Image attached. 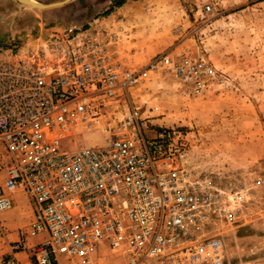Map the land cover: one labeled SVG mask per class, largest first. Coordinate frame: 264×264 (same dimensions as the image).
Segmentation results:
<instances>
[{
  "label": "built area",
  "instance_id": "obj_1",
  "mask_svg": "<svg viewBox=\"0 0 264 264\" xmlns=\"http://www.w3.org/2000/svg\"><path fill=\"white\" fill-rule=\"evenodd\" d=\"M121 32L49 28L0 42V216L19 196L32 210L3 264H24L21 251L36 264H93L102 248L129 264H252L229 259L216 230L237 222L242 190L223 200L189 171L180 131L147 138L132 96L153 74L204 94L215 70L187 53L133 70L112 49Z\"/></svg>",
  "mask_w": 264,
  "mask_h": 264
},
{
  "label": "rangeland",
  "instance_id": "obj_2",
  "mask_svg": "<svg viewBox=\"0 0 264 264\" xmlns=\"http://www.w3.org/2000/svg\"><path fill=\"white\" fill-rule=\"evenodd\" d=\"M101 1L70 0L40 9L0 0V42L49 28L121 26L118 60L133 70L162 53L175 59L187 53L207 60L215 78L204 94L191 93L172 74H153L132 89V96L146 118L147 138L165 129L180 131L189 171L211 180L223 200L242 190L246 201L237 211V222H218L216 230L233 262L264 264V0H150L135 10L132 20L121 23L100 18L110 11L98 6ZM116 2L112 0L109 7ZM70 143L63 140V148L70 149ZM13 212L15 230L32 217L27 201ZM10 232V227L0 229V264L8 256L4 233ZM93 264H129V259L124 251L102 248Z\"/></svg>",
  "mask_w": 264,
  "mask_h": 264
},
{
  "label": "crops",
  "instance_id": "obj_3",
  "mask_svg": "<svg viewBox=\"0 0 264 264\" xmlns=\"http://www.w3.org/2000/svg\"><path fill=\"white\" fill-rule=\"evenodd\" d=\"M6 1H10V0H6ZM18 2H20L19 0H17ZM36 1V0H35ZM115 2L116 1H119L120 3L118 4L117 2L113 5V6H110L109 7V4L112 3V0H102L100 2V5H98L101 9L103 7H105L106 9H110V11L108 12H105L104 16L103 17H100V18H103L104 20L108 21L109 19H118V18H123V20L125 18L127 19H130L132 20L134 18V15H135V10L138 9L140 6H142L143 4L146 5L150 0H114ZM37 2V1H36ZM89 24H91L92 22H88ZM84 28H87V27H84ZM114 51H116L117 49V46L114 45L113 48H112ZM21 206V205H25L26 204V201H25V198H23L22 196H19L15 199V205L14 207L12 208L11 211H8V212H5L3 214H1L0 216V220L3 222V224L5 225V229L7 227H10V230L11 232L8 234V233H5V238L7 239V255H9L11 253V247H10V241L12 240H16L17 239V233H18V230L20 228H17L15 230V224H16V221L15 219L17 218L16 215L17 213L16 212H13V213H10L12 212L14 209H16V207L18 206ZM24 223L27 222V220H23ZM29 222V221H28ZM19 223V222H17ZM21 223V222H20ZM12 228V229H11ZM8 232V230H7ZM43 240V236H37V237H34L30 240V243L31 245H35L39 242H41ZM18 259L22 260L24 264H33L31 259L29 258V254L25 251H21V252H17L14 254Z\"/></svg>",
  "mask_w": 264,
  "mask_h": 264
},
{
  "label": "water",
  "instance_id": "obj_4",
  "mask_svg": "<svg viewBox=\"0 0 264 264\" xmlns=\"http://www.w3.org/2000/svg\"><path fill=\"white\" fill-rule=\"evenodd\" d=\"M20 2L26 3V4H30L29 0H19ZM70 0H63L60 2H52V3H40L36 4V8H40V9H49V8H53V7H58L61 5H64L66 3H68Z\"/></svg>",
  "mask_w": 264,
  "mask_h": 264
},
{
  "label": "bare ground",
  "instance_id": "obj_5",
  "mask_svg": "<svg viewBox=\"0 0 264 264\" xmlns=\"http://www.w3.org/2000/svg\"><path fill=\"white\" fill-rule=\"evenodd\" d=\"M30 5H34L36 7V4H39V2H36L35 0H29Z\"/></svg>",
  "mask_w": 264,
  "mask_h": 264
},
{
  "label": "trees",
  "instance_id": "obj_6",
  "mask_svg": "<svg viewBox=\"0 0 264 264\" xmlns=\"http://www.w3.org/2000/svg\"><path fill=\"white\" fill-rule=\"evenodd\" d=\"M121 1V0H120ZM117 3L119 4L120 2L119 1H117Z\"/></svg>",
  "mask_w": 264,
  "mask_h": 264
}]
</instances>
